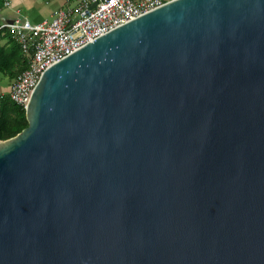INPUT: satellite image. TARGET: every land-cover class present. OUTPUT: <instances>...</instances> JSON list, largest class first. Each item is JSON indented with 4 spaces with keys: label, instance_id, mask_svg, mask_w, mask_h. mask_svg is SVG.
Wrapping results in <instances>:
<instances>
[{
    "label": "water",
    "instance_id": "water-1",
    "mask_svg": "<svg viewBox=\"0 0 264 264\" xmlns=\"http://www.w3.org/2000/svg\"><path fill=\"white\" fill-rule=\"evenodd\" d=\"M0 140V264H264V0H169L42 73Z\"/></svg>",
    "mask_w": 264,
    "mask_h": 264
},
{
    "label": "built area",
    "instance_id": "built-area-1",
    "mask_svg": "<svg viewBox=\"0 0 264 264\" xmlns=\"http://www.w3.org/2000/svg\"><path fill=\"white\" fill-rule=\"evenodd\" d=\"M51 18L39 21L22 15L0 24L28 56V66L13 80L10 99L26 107L46 68L86 43L169 0H72ZM4 0L3 7H9ZM2 7V8H3ZM0 8V11L2 10Z\"/></svg>",
    "mask_w": 264,
    "mask_h": 264
},
{
    "label": "trees",
    "instance_id": "trees-1",
    "mask_svg": "<svg viewBox=\"0 0 264 264\" xmlns=\"http://www.w3.org/2000/svg\"><path fill=\"white\" fill-rule=\"evenodd\" d=\"M4 0H0V8ZM0 72L16 78L27 66L28 56L20 44L6 31L0 35ZM28 126L26 107L10 99L9 94L0 96V140L15 136Z\"/></svg>",
    "mask_w": 264,
    "mask_h": 264
},
{
    "label": "crops",
    "instance_id": "crops-1",
    "mask_svg": "<svg viewBox=\"0 0 264 264\" xmlns=\"http://www.w3.org/2000/svg\"><path fill=\"white\" fill-rule=\"evenodd\" d=\"M10 2L9 7H3L0 11V24L5 22V20L15 18L18 9L21 10L22 15L39 21L47 18L46 15L53 17L58 10L73 4L72 0H10ZM52 14L54 15L52 16ZM0 42L4 43V41Z\"/></svg>",
    "mask_w": 264,
    "mask_h": 264
},
{
    "label": "rangeland",
    "instance_id": "rangeland-1",
    "mask_svg": "<svg viewBox=\"0 0 264 264\" xmlns=\"http://www.w3.org/2000/svg\"><path fill=\"white\" fill-rule=\"evenodd\" d=\"M55 14V13H54ZM52 14V16L54 15ZM47 18H51L50 15H46ZM13 82V78L8 76L5 73L0 72V96L4 94H8L10 85Z\"/></svg>",
    "mask_w": 264,
    "mask_h": 264
}]
</instances>
